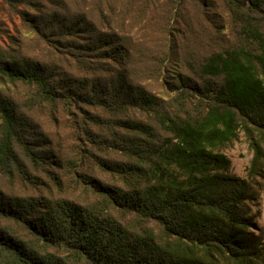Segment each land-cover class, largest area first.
<instances>
[{
	"label": "trees",
	"instance_id": "trees-1",
	"mask_svg": "<svg viewBox=\"0 0 264 264\" xmlns=\"http://www.w3.org/2000/svg\"><path fill=\"white\" fill-rule=\"evenodd\" d=\"M123 1L147 15L161 0ZM167 17L174 26L163 55L171 63L181 59L173 64L177 78L169 100L120 73L106 83H74L38 62L4 56L0 89L21 84L32 92L29 106L48 104L51 117L58 106L70 117L78 110L85 124L106 133L84 130L85 143L76 149L117 184L81 175L92 196L86 203L0 187V264H264V238L252 232L247 205L254 199V178L264 179V0H174ZM80 25L92 26L86 20ZM80 25L60 30L54 36L59 40L38 33L56 51L66 49L81 71L98 73L104 64L97 59L117 65L130 60L115 35L88 47L94 57L87 47L62 44V37H82ZM177 34L181 43L175 48ZM56 78L62 84L52 88ZM132 112L153 125L129 120ZM240 129L255 151L249 180L231 176V161L221 152ZM33 131L0 92V180L45 186L23 157L62 190L52 170L53 150L31 138ZM94 151H112L125 161H106Z\"/></svg>",
	"mask_w": 264,
	"mask_h": 264
},
{
	"label": "rangeland",
	"instance_id": "rangeland-1",
	"mask_svg": "<svg viewBox=\"0 0 264 264\" xmlns=\"http://www.w3.org/2000/svg\"><path fill=\"white\" fill-rule=\"evenodd\" d=\"M174 0H161L156 9L147 15H138L137 10L127 8L123 0H0V64L5 62V55L11 53L12 57L19 61L40 63L47 69H55L57 75L64 80H83L87 84L94 82H109L116 80V76L123 74L129 82L135 86L145 88L151 94L169 100L172 97V86H176V74L173 69L174 58L169 62L163 53L170 42L171 26L168 15L172 10ZM194 12L190 15L193 16ZM219 17V15H217ZM225 17H222V19ZM86 20L91 25H80ZM219 20V19H218ZM165 21V23H163ZM225 20L223 24L226 22ZM80 25L83 30L81 38L65 39L62 44H76L94 48L100 46L99 38L103 35H115L119 40V46L130 52L131 58L125 63L117 65L113 59H97L96 64H104L98 73L81 71L76 66L72 56L67 55L62 46L59 51L54 44L42 39L39 33L44 31L46 35L59 40L56 34L60 30L68 31L72 27ZM35 26V27H34ZM39 32V33H38ZM181 43L179 34L176 35L175 48ZM89 55L95 53L88 51ZM94 61L93 58H90ZM161 65V67H159ZM164 75L160 76V72ZM179 72V71H178ZM181 72V71H180ZM201 85L200 81H197ZM62 84L58 79L52 80L53 87ZM131 84V85H132ZM0 92L9 99L14 108L24 115L35 127L31 138L46 142L48 150L52 151V158L56 165L53 171L62 181V190L44 172L33 169L28 161L22 160L29 172L45 182V186L35 188L17 180H0V187L8 193L20 196H44L56 199H70L80 203H86L92 196L81 185V175H88L101 183L114 185L116 180L98 170L91 159L82 156L76 149L85 143L84 130H91L95 135L102 136L106 133L91 124L83 122V115L70 117L62 106L54 110V116L49 113L48 104L36 107L29 106L32 92L21 84L9 85L0 89ZM91 115L106 118L99 109H87ZM129 120L148 122L153 125L151 119L139 113H130ZM75 120V121H73ZM251 136L243 129L238 131V137L221 149V152L231 161L229 174L243 180L250 179V172L255 158ZM98 157L106 161H125L119 154L108 151H94ZM264 162V161H263ZM264 173V164L262 166ZM254 199L247 205L250 208V216L255 228L252 232L256 237L264 238V179L255 177L253 181ZM129 221L132 218L128 219Z\"/></svg>",
	"mask_w": 264,
	"mask_h": 264
}]
</instances>
